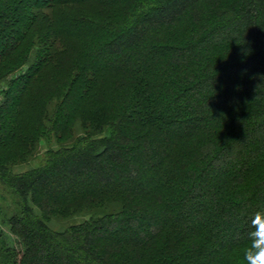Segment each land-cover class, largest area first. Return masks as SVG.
Returning a JSON list of instances; mask_svg holds the SVG:
<instances>
[{
	"label": "trees",
	"instance_id": "16d2710c",
	"mask_svg": "<svg viewBox=\"0 0 264 264\" xmlns=\"http://www.w3.org/2000/svg\"><path fill=\"white\" fill-rule=\"evenodd\" d=\"M8 75L0 146L48 91L17 159L59 144L17 175L0 155L23 205L1 264H243L264 213V0H0Z\"/></svg>",
	"mask_w": 264,
	"mask_h": 264
},
{
	"label": "rangeland",
	"instance_id": "374dc122",
	"mask_svg": "<svg viewBox=\"0 0 264 264\" xmlns=\"http://www.w3.org/2000/svg\"><path fill=\"white\" fill-rule=\"evenodd\" d=\"M32 62H33V56H32V59L29 60L28 65L33 64ZM60 62L63 63L62 66H64L63 67L64 69L70 68L69 63L65 61L64 59H62ZM46 67H44L41 73L38 76H36L34 80L31 82V86L29 87L30 91L33 89H36L37 87H41V89H47L53 86V84L55 83L54 81L55 74L53 75L51 72L52 66H46ZM24 69L25 68H23L22 71ZM7 77L9 78H6V77L5 79L2 77L0 78V108L2 107L3 103L5 105L7 97H11V95H13V90L11 89V87H15L17 85L13 83V81L11 80L13 79L11 78L12 76L10 77V75H8ZM7 91H9L8 96H6ZM43 95L45 96L41 104L34 105L33 100H32L31 107L29 108L26 107L24 109H21L18 112V117L16 121L18 123L17 126L20 132L19 135H21L23 127L27 128V130H31V131H27V133H29L27 136L31 135L29 136L30 138H27L28 140L34 138L36 135V132L34 131V125L36 124V120L39 114H41L39 111L47 110V115L50 119L52 115L54 114V111L56 110L55 109L56 103L55 101L51 102L52 96H49V91L44 92ZM47 125L48 127L51 126L50 123H48ZM78 130L79 128H77L76 130L77 132L74 134L73 139L75 141L80 140L78 137L80 136V132H78ZM19 135H17L15 139L8 141L6 146L2 145L3 142L0 146L2 147L0 149V155H2V157H5L3 158V162L4 163H7L9 161L16 162L13 165L9 164L10 167H8L10 168V171L14 175H17L18 173L26 172L30 169L37 168L38 166L43 165L46 162L45 160L47 159V150L50 147L56 148L57 145L59 144V142L54 137V134L52 132L51 133L47 132L46 136L44 135L42 139H39L37 142H35V144L33 145L29 144L33 146V150L27 156V158L23 160L24 162H22V161H18L19 159L17 158L20 156V153H21L20 146L25 144V142L23 141L24 135H21L20 137ZM18 137H19V140H18ZM8 184L3 182L2 175L0 174V235H1L0 236L1 237L0 238V248L2 246V243H1L2 241H5V244L13 248H16V247L18 248L19 247L18 240L14 238V236L12 235L10 231V225L8 223H9L10 217H12L16 213H19L23 205L21 204V198H19V195H17V193L13 190V188H11L10 185ZM34 214H37V213L35 212ZM82 220H84L83 217L67 218L65 216H62V217L60 216L56 220L47 222V224L53 230L60 231V230H64L66 227L72 224H77V222L80 223L82 222ZM2 258H3V255H0V261Z\"/></svg>",
	"mask_w": 264,
	"mask_h": 264
},
{
	"label": "clouds",
	"instance_id": "9594fccd",
	"mask_svg": "<svg viewBox=\"0 0 264 264\" xmlns=\"http://www.w3.org/2000/svg\"><path fill=\"white\" fill-rule=\"evenodd\" d=\"M255 230L250 233L251 244L243 250V264H264V213H257L252 219ZM239 257V253H237Z\"/></svg>",
	"mask_w": 264,
	"mask_h": 264
}]
</instances>
